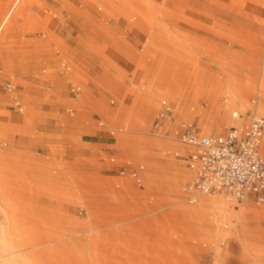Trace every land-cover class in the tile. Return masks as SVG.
I'll return each mask as SVG.
<instances>
[{
  "label": "rangeland",
  "instance_id": "1",
  "mask_svg": "<svg viewBox=\"0 0 264 264\" xmlns=\"http://www.w3.org/2000/svg\"><path fill=\"white\" fill-rule=\"evenodd\" d=\"M140 2L21 0L2 29L0 264H264V203L195 187L179 139L264 117V0Z\"/></svg>",
  "mask_w": 264,
  "mask_h": 264
},
{
  "label": "built area",
  "instance_id": "2",
  "mask_svg": "<svg viewBox=\"0 0 264 264\" xmlns=\"http://www.w3.org/2000/svg\"><path fill=\"white\" fill-rule=\"evenodd\" d=\"M6 89L12 90L11 86ZM263 138L264 117L256 112L246 126H232L219 135H201L189 124H184L179 134V139L192 147L189 166L196 171L195 187L229 191L238 200L259 204L264 203Z\"/></svg>",
  "mask_w": 264,
  "mask_h": 264
},
{
  "label": "bare ground",
  "instance_id": "3",
  "mask_svg": "<svg viewBox=\"0 0 264 264\" xmlns=\"http://www.w3.org/2000/svg\"><path fill=\"white\" fill-rule=\"evenodd\" d=\"M21 0H13L12 3H11V6L6 14V16L3 18L2 22L0 23V33L2 32V29L4 28V26L6 25V23L9 21V18L10 16L12 15V13L14 12L15 8L17 7L18 3L20 2ZM126 2L130 3L133 8L134 6H138V4H140L142 0H125ZM65 3V2H64ZM70 5V4H69ZM123 10V9H122ZM80 14V13H79ZM84 17V16H83ZM85 18V17H84ZM8 25V24H7ZM93 46V45H92ZM98 48V47H97ZM5 65L2 66L4 68V71L6 70L7 72L11 70V67L9 66L10 64H8L7 62H4ZM167 92H169L170 90L169 89H166ZM169 95V94H168ZM178 96V95H177ZM182 103L179 104L180 107H184L183 105L181 106ZM177 106V105H176ZM226 106L227 104H222V103H218V108L220 109H226ZM235 113V112H234ZM234 113H233V116H234ZM20 117L17 116L16 119H18ZM240 124V123H239ZM262 149H263V152H264V138H263V144H262ZM6 229H4V233L6 234L7 232H5ZM0 254L3 255V251L2 249L0 248Z\"/></svg>",
  "mask_w": 264,
  "mask_h": 264
},
{
  "label": "crops",
  "instance_id": "4",
  "mask_svg": "<svg viewBox=\"0 0 264 264\" xmlns=\"http://www.w3.org/2000/svg\"><path fill=\"white\" fill-rule=\"evenodd\" d=\"M27 91H30V88L29 87L27 88ZM12 98L14 100L15 99V95Z\"/></svg>",
  "mask_w": 264,
  "mask_h": 264
}]
</instances>
